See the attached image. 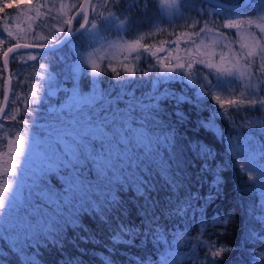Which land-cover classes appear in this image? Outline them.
I'll list each match as a JSON object with an SVG mask.
<instances>
[{"label": "trees", "instance_id": "obj_1", "mask_svg": "<svg viewBox=\"0 0 264 264\" xmlns=\"http://www.w3.org/2000/svg\"><path fill=\"white\" fill-rule=\"evenodd\" d=\"M94 1L89 23L57 48L20 50L9 57L11 97L0 120V153L7 152L8 141L17 135L32 139L38 148L42 143L40 138H49L46 141L54 143H58L57 137L74 139L77 132L90 130L97 122L109 129L108 116H116L119 122L132 119L133 123H138L137 146L130 142L126 151L124 144L114 143L112 138L92 135L91 139L85 136V141L81 142L88 146L85 150L74 139L76 155L66 167L60 168L65 177L60 175L58 180L55 177L48 180L46 191H53L55 199L52 194L50 198L37 191L35 200L53 212L52 201L66 199L62 196L65 189L71 188L76 199L71 200L65 213H57L59 220L52 228L28 218L21 226L18 218L22 215L14 217L9 212L0 222V264H140L141 261L143 264H174L177 256L180 264H209L213 260L215 264H264V184L250 180L228 148L230 139H242V150L250 155L254 167L264 168V161L260 159L264 153V129L260 127L264 124V105L221 107V102L229 99L264 98V69L254 66L251 75L256 73L259 77L245 86L231 75L213 76L209 72L202 78L201 72L197 73V63L193 65L195 68H189V64L182 61L185 67L177 68L176 78L164 79L158 75L165 70L163 63L151 55L152 48L158 44L172 47L176 42L174 38L183 32L197 31L204 26L225 29L224 22L236 16L244 18L264 13V0H250L241 10L225 9L205 0H179L177 14L172 15L160 0H99V6L93 9ZM59 2L0 0V103L4 93L5 70L1 61L4 50L17 41L49 43L59 38L64 32L61 29L67 26L65 23L60 30L56 29L61 22ZM79 2L74 0L71 13ZM109 13L120 18L121 27L103 26L107 21L102 18ZM93 21L97 29L92 30ZM96 33L99 34L91 38ZM134 40L143 47L138 59L131 55V59L126 60L110 52L112 44ZM147 45H151V49L145 51ZM92 51L98 56L94 77L101 94L94 101H83L75 108L72 91L82 94L93 82L91 66L85 63L86 71H83L80 64L82 59L91 57ZM29 54L36 59H30ZM171 92L187 99L179 104L174 99L162 101L160 116L164 121H161L153 109L156 101ZM220 92L227 100L217 101L216 95ZM72 109L77 115L87 113L88 117L77 125L67 123L66 117ZM225 109L227 115H223ZM177 112L183 113L185 118L178 119ZM136 115L138 122H135ZM205 118L214 121L215 138L200 127V121ZM25 120L27 123H23ZM249 123L254 126L249 128ZM168 128L177 133L174 157L165 151ZM220 132L223 140L219 138ZM197 141L210 143L212 147L214 160L209 162V169L203 167L204 162L192 151ZM15 153H8L7 157ZM6 159L0 158V169L5 165L4 171H8ZM169 163L170 178L176 187L170 186L159 174ZM18 166L21 168L20 164ZM112 167L121 171L132 168L136 174L108 187L112 181L105 179ZM217 174L218 190L214 185ZM8 177L9 180L17 178L13 173ZM98 179L102 182L93 187ZM2 180L0 176V183ZM27 180L21 173L19 186L25 195ZM144 180L146 188L150 189L146 198L133 190V187L138 190ZM90 188V192L85 193ZM116 193L124 214L105 208V222L92 209L106 207ZM210 193L211 200L208 199ZM189 204L191 207L186 211L177 213V209ZM84 212L88 213L81 214ZM79 216L82 227H69ZM223 217L228 218L226 224L221 223ZM121 224L141 230L134 243L113 241ZM157 229L159 241L154 240L152 234ZM181 233L187 237L186 242L175 244L174 237ZM121 237L128 239L123 233ZM221 248L224 251L211 256V252Z\"/></svg>", "mask_w": 264, "mask_h": 264}, {"label": "rangeland", "instance_id": "obj_2", "mask_svg": "<svg viewBox=\"0 0 264 264\" xmlns=\"http://www.w3.org/2000/svg\"><path fill=\"white\" fill-rule=\"evenodd\" d=\"M92 1L93 0H91L90 2V9ZM160 1L163 5V8L166 9L168 14H177L179 0ZM73 3L74 0H60L59 8L61 11V22L60 24H57V30H60L63 24L67 23V21L69 20L72 14L70 12V9ZM98 3L99 0L94 1L93 9H96L97 6H99ZM83 16V12L77 16L76 20L74 21L73 27H77L81 24V22L83 21ZM261 17H264V13L251 14L248 16H244V18H239L236 16L232 20L243 22L240 28L216 29L212 28L211 26H204L198 29L197 31L183 32L174 38L176 42L172 47L161 43L152 48V52H156L155 56L158 57V59H160V57L165 58L163 61H160L163 63V67H165L167 64V66L171 65L172 67H175L182 61H184L186 64H191L192 66L197 63V73L200 71L201 74L200 72L199 74L202 78L208 76L209 72L213 76H222L224 75L225 70H231L233 73L231 76L238 77L245 86L250 85L253 81V78L259 77V75L256 76V73H254V75H251L253 73L251 72V69L256 65H260L261 57L264 56V19H261ZM249 21H251V24L248 23ZM94 22L96 23V21ZM226 22H224V24ZM201 29L204 30L201 31ZM221 33H223L224 35H221ZM254 37H257L258 39H254ZM135 41L138 40L118 42L112 44L110 47V52L117 53L126 60H130L131 57L129 56L131 55L138 57L139 55H141L143 47L140 43H134ZM242 45H246V47H242ZM162 46L164 47V51H158V49H161ZM250 51L253 53V55L251 57H248V60L254 61V63H252V66L250 68H245L243 67V65L246 61L243 59V57L247 56V53ZM90 56L91 57L84 58V60H86L87 63L91 66L92 74L93 65L95 66L93 82L91 83V88L87 92L79 94L77 92L72 91V95L76 99V101L74 102L75 108H78L83 101H94L101 94V92H99L100 88L98 87V85H96V79L94 77L97 71L96 67L98 65V56H96V53L94 51H92V54ZM221 56L224 57L223 61H221L220 59ZM109 57L112 58L111 55H109ZM201 60L205 62L200 63ZM208 63H211L213 66L209 68ZM241 72L244 73L243 76L240 75ZM218 95L220 96V100H227V97L223 92L218 93ZM94 110L97 111L98 108H94ZM87 117V113L77 115L76 110L72 109L71 113L68 115V117H66V120L68 121L67 123H73V125H77L76 123H80ZM106 121L110 125L109 129L105 127L103 123L97 122L94 123L93 126L91 125L89 127L90 130H86L84 132H77V136L74 137V139H76V141L78 142V146H83V149L88 150V146L81 145L83 144L81 142L85 141V136L91 139L94 135L112 138L114 143L118 142L120 144H124V149L126 151L128 149V146L130 145V142L134 143L137 146L138 134H140V130L138 129V123H133L132 119H128V121L124 120L122 122H119L116 119V116H108L106 117ZM135 122H138V115H136ZM119 123H121V125H118ZM46 133L48 134V132ZM74 134L75 133L71 134V136H74ZM57 138L59 139L57 140L58 143H54L53 141H46L49 140V138H40V141L42 143L39 145L38 148L35 147L33 143L31 145V150L29 152L28 159L25 161L22 170L23 177L26 180L28 178V185L25 189V191H27V195L23 193V190L18 185L15 197L8 211V213H12L10 215H14V217L18 214L22 215L21 218H18V224H22L21 226H24L27 220L29 219V221H36V223H39L40 225L52 228L51 225H57V222L59 220L57 218V213H65L66 209L71 204V200L76 199L75 192H72L71 188L65 189L67 191L61 193H63L62 196H66V199L61 198L59 202L52 201V210H54L53 212L46 210L44 206L42 207L38 205L37 201L35 200V196H37V191H40L42 193V196L44 195L50 198L52 194V199H55L53 191H51L50 193H47L46 191L47 189H49V187L47 186V184L49 183L48 180L51 181L52 177H55L56 180L60 179L61 176L62 178H64L65 175H61L60 168L66 167V165L69 164L76 155L77 145L75 144L73 137L71 139L63 137ZM29 140V138L17 135L8 141L6 147L7 152L0 153L1 159L7 158L9 161L8 171L3 170L5 168V165L0 169V176H3V180L0 183V194H11L12 190L16 188V185L13 183L15 179L9 180L8 174L20 171V167L18 166V164H20L21 166V163L24 160V156L18 154V150L21 148L22 144H26L27 142H29ZM97 150H102V148H97ZM11 152L16 153L8 158V153ZM14 165H16L17 168H15ZM51 173H55L56 176H52L49 178V175ZM135 174L136 173L132 168H126L125 170L121 171L117 170V168L115 167L113 170L112 167L110 174L106 177L105 180L112 181L108 184V187H112L113 184L124 182L127 176H135ZM101 182L102 181H99L98 179L95 186L93 187H97V185L99 186ZM90 185H94V183H90ZM90 185H88L87 188ZM86 190L85 193L90 192L91 188L88 191ZM71 192L72 195L67 198V196ZM0 211H2V209H0ZM17 228L19 230V227ZM49 228H46V230ZM15 233H17L16 230Z\"/></svg>", "mask_w": 264, "mask_h": 264}, {"label": "snow or ice", "instance_id": "obj_3", "mask_svg": "<svg viewBox=\"0 0 264 264\" xmlns=\"http://www.w3.org/2000/svg\"><path fill=\"white\" fill-rule=\"evenodd\" d=\"M84 9L83 7H81V12H83ZM84 23L80 24V28H85V25L89 23L88 17L85 15L82 17ZM104 21H107V24L103 25L104 27H108L109 25L111 26H117V27H121L122 26V21L120 20L119 17H117L115 14L113 13H109L108 17H103L102 18ZM261 19H264V17H261ZM71 19H69L67 21V23L71 24ZM243 22L241 21H235V20H229L224 24V27L226 28H240L241 24ZM249 24H251V21L248 22ZM91 28L92 29H96L97 28V24L93 21L91 22ZM204 29H201V31H203ZM61 31L63 32L64 29L62 28ZM71 28H69V32L71 33ZM77 31H79V29H77ZM99 33L93 34V36L91 38H95L96 35H98ZM9 35H11V33H9ZM221 35H224L223 33H221ZM254 39H258L257 37H254ZM66 41V40H65ZM65 41H61L59 39H56V44H60L63 43ZM134 43L139 44V41H135ZM194 43V41H193ZM20 47H33V45H20V44H16L15 48L18 49ZM42 47H48V45H42ZM52 47H55V45H52ZM242 47H246V45H242ZM149 48H151V45H147L145 46V51H147ZM14 51V48L9 47L7 49V52L4 53V59L5 61H7L8 59V53H11ZM158 51H164V49H158ZM151 55L155 56L156 52H152ZM253 55V53L250 51L247 53V56L243 57V59L246 61L245 64L243 65V67L245 68H250L252 66V63H254V61H249L248 57H251ZM30 59L35 60L36 56L29 54ZM137 59L139 57H136ZM165 58L164 57H160V60L163 61ZM221 61L224 60V57L221 56ZM205 61L201 60L200 63H204ZM87 63V61L85 60H81V67L83 69V71H86L83 67V65ZM191 64L188 65L189 68H191ZM213 65L211 63H208V67L211 68ZM41 67L43 68L44 66L41 65ZM185 65L183 63L177 64L175 67L172 66H165V70L163 72L158 73V75L162 76L164 79H175L176 76L178 75L177 73V68L179 69H184ZM259 67L261 69H264V56L261 57V63L259 65ZM93 74H95V66L93 65ZM232 71L231 70H225L224 71V75H232ZM241 76L244 75L243 72L240 73ZM204 85H201V88H203ZM89 90V89H88ZM86 90V91H88ZM85 91V90H84ZM85 91V92H86ZM243 95V94H242ZM167 99H174L178 104L180 102H182L183 100L187 99L186 97L183 96H178L176 93L171 92L169 95L167 96H163L161 97V99L159 101H156V106L153 109V111L156 113L157 119L164 121L163 118L160 116V111H161V103L164 100ZM217 101H220V96L217 95L216 96ZM239 104H247L250 105L252 107H255L257 104L260 105H264V98L261 99H256L255 97H253L252 99H244V100H234V99H229L227 101H223L221 102V107L223 108L225 105H228L229 107L232 105H239ZM0 112H3V109H0ZM219 114V113H218ZM227 109H225V112L223 113V115H227ZM176 116L178 119H184L185 117L183 116V113L177 112ZM23 123H27V121H23ZM214 121L211 118H205L204 120L200 121V127L202 129H204L206 132L210 133L213 138L216 137V128L213 127ZM249 128L253 127L254 125L249 123L247 125ZM260 127L262 129H264V124H261ZM219 138L221 140L224 139L223 133L220 132L219 134ZM165 142L167 143L168 147L165 149L166 153L169 154L170 156L174 157L176 154V150H177V145H178V141H177V133L174 129H170L168 128L167 130V136H166V140ZM31 145H32V139L29 140V142H27L26 144H22L21 148L18 150V154L23 155L24 156V160L21 163V168L19 172H14L13 175L16 176L17 178L13 181V183L16 185V188H14L11 192V194H0V209H2V211H0V222H3L5 216L7 215L9 208L13 202V199L15 197V193H16V189L20 183V176L24 167V163L25 161L28 159V155L29 152L31 150ZM242 145H243V140L242 139H230L229 144H228V148H229V152L230 154L236 158L239 161V167L244 171V173L249 177L250 180L252 181H259L260 185L264 184V168H257L254 167L253 163H252V159L250 157L249 154L245 153L242 150ZM192 151L195 152L197 154V156H199V158L204 162L203 163V167L205 169H209V162L214 160V155H213V150L212 147L210 145V143H201L199 141H197L195 147L192 148ZM260 159L262 161H264V153H261V157ZM170 169H171V163H169L167 169L164 172H159L160 176L162 179H166L168 181V183L170 184V186L172 187H176L174 181L170 178L171 177V173H170ZM52 176H56L55 173H51L49 175V178ZM219 174H217V179L214 180V185L215 187L219 188ZM147 185V181L144 180V183L141 184L137 190L136 187H133V190L137 192V195L140 197H147V192L150 191V189L146 188ZM121 188L123 187V185L120 186ZM209 200L212 199V194H209L208 197ZM191 207V205H186L183 208L177 209V213H181L187 210V208ZM107 208L109 211H116L119 212L121 215H123L124 213L121 211V200L118 196V194L116 193V197L115 199H109L107 202V206L106 207H94L92 209V212H95L98 215H101V218L103 220H105V222H107V218L103 215V211L104 209ZM88 212H84L81 214H87ZM228 218L227 217H223L221 218V223L226 224L227 223ZM69 227H72L73 229L78 228V227H82V224L80 222V216L74 218L73 222L71 224L68 225ZM120 231L113 236V241L115 243H134L135 241V237L140 235L141 230L139 228H135L133 226H127V225H123L121 224L119 226ZM121 233H123V236H126L128 239H123V237H121ZM158 233V229L153 231V238L156 241H159L160 236L157 234ZM147 234V233H145ZM175 240V244H182L185 243L187 240V237L181 233L178 234L176 237H174ZM193 247H195L193 245ZM224 251V249H219L218 251H213L211 252V256L212 257H216L219 252ZM140 264H143V262L141 261ZM155 264V262H154ZM174 264H180V257H176ZM209 264H215V261H210Z\"/></svg>", "mask_w": 264, "mask_h": 264}, {"label": "water", "instance_id": "obj_4", "mask_svg": "<svg viewBox=\"0 0 264 264\" xmlns=\"http://www.w3.org/2000/svg\"><path fill=\"white\" fill-rule=\"evenodd\" d=\"M211 4L217 5V6H221L225 9H229V10H241L244 7L247 6V4L249 3L250 0H240V1H226V0H205ZM90 2L91 0H80L78 6L76 7V9L72 12L71 16L69 19H71V24L67 23V26L63 32V34L57 38L61 41H65L67 40L70 36L74 35L77 31V29L81 30L82 28H80V25H78L77 27H73L74 25V21L76 20L77 16L82 13L81 12V7H83L84 11V16L86 15L87 17L89 16V10H90ZM81 23H84V21H82ZM69 28H71V33L69 32ZM64 43V42H63ZM56 44V40L49 42V43H32V42H27V41H17L14 42L12 44H10L3 52L2 57H1V61H2V65L3 68L5 70V78H4V93L2 96V100L0 103V109H3V112H0V120L2 119V117L5 115L9 102H10V97H11V77L9 75V64H8V60L9 57L11 56V54H13L14 52L20 51V50H51V49H55L58 46H60L61 44ZM16 44H20V45H33V47H20L18 49L15 48ZM42 45H48V47H42ZM52 45H55V47H52ZM9 47L14 48V51L11 53H8V59L7 61H5L4 59V53L7 52V49ZM161 49H164V47L162 46Z\"/></svg>", "mask_w": 264, "mask_h": 264}]
</instances>
